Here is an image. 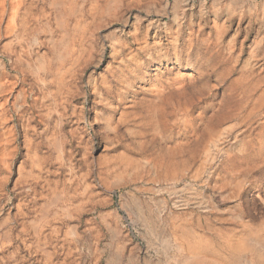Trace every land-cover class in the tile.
Returning a JSON list of instances; mask_svg holds the SVG:
<instances>
[{"label":"rangeland","instance_id":"obj_1","mask_svg":"<svg viewBox=\"0 0 264 264\" xmlns=\"http://www.w3.org/2000/svg\"><path fill=\"white\" fill-rule=\"evenodd\" d=\"M233 2L0 0V264H264V163L232 136L246 127L161 169L127 115L142 94L120 102L102 82L165 50L177 12L208 33Z\"/></svg>","mask_w":264,"mask_h":264},{"label":"bare ground","instance_id":"obj_2","mask_svg":"<svg viewBox=\"0 0 264 264\" xmlns=\"http://www.w3.org/2000/svg\"><path fill=\"white\" fill-rule=\"evenodd\" d=\"M242 1L234 0L226 16L215 15V30L208 33H197L191 18L177 12L170 26L164 27L169 44L165 50L147 44L140 54L122 58L103 76L106 93L115 92L120 102L129 94H142L136 109L127 115L139 119L144 135L153 131L149 143L158 146L152 156L155 166L174 169L208 144L224 143L240 127L246 129L232 134L239 151L255 149L249 155L261 157L264 163V13L258 11L259 1L249 7V14L235 17ZM184 30L187 36L182 44ZM177 66L190 72L178 73ZM153 67L156 76L151 74ZM229 122L231 131L225 126ZM174 138V145H163V140ZM220 183L218 189H223L225 183Z\"/></svg>","mask_w":264,"mask_h":264}]
</instances>
